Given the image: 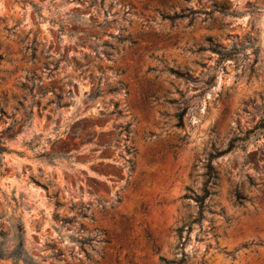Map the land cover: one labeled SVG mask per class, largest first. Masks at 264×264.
Segmentation results:
<instances>
[{
	"label": "rangeland",
	"instance_id": "1",
	"mask_svg": "<svg viewBox=\"0 0 264 264\" xmlns=\"http://www.w3.org/2000/svg\"><path fill=\"white\" fill-rule=\"evenodd\" d=\"M0 55V264H264V0H0Z\"/></svg>",
	"mask_w": 264,
	"mask_h": 264
},
{
	"label": "trees",
	"instance_id": "2",
	"mask_svg": "<svg viewBox=\"0 0 264 264\" xmlns=\"http://www.w3.org/2000/svg\"><path fill=\"white\" fill-rule=\"evenodd\" d=\"M2 60V55H0V61ZM235 140L233 139L228 147L226 149H224L223 151H221L219 153V155L229 152L231 151L234 147H235ZM8 149L4 144V141L1 139L0 137V164H2V155L3 153L7 152ZM210 192L208 190L205 191V193L198 197L197 201L199 202V215L198 217L194 220V222H200L202 217H203V208H204V203L206 198L209 196ZM245 199V197L241 196V195H237V200L242 203V201ZM24 226L23 223H21V221H18L16 223V235H15V245L12 249V251L10 252V255H8L9 257H11L14 260V264H18V262L20 260H23L26 264H32L31 263V259L28 258L27 254H26V250H25V239H24ZM178 234L180 235V237L183 236V231H184V226L179 227L177 229ZM189 236V234H188ZM160 260L163 264H185L186 262V254H183L181 256V258L179 260H168L167 258H165L164 256H160Z\"/></svg>",
	"mask_w": 264,
	"mask_h": 264
}]
</instances>
